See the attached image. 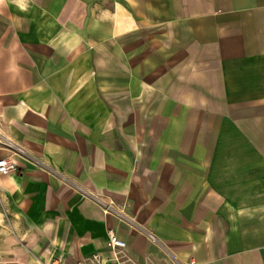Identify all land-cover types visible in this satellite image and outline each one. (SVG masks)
Masks as SVG:
<instances>
[{"label": "crops", "instance_id": "crops-1", "mask_svg": "<svg viewBox=\"0 0 264 264\" xmlns=\"http://www.w3.org/2000/svg\"><path fill=\"white\" fill-rule=\"evenodd\" d=\"M0 139V264H264V0H0Z\"/></svg>", "mask_w": 264, "mask_h": 264}, {"label": "built area", "instance_id": "built-area-1", "mask_svg": "<svg viewBox=\"0 0 264 264\" xmlns=\"http://www.w3.org/2000/svg\"><path fill=\"white\" fill-rule=\"evenodd\" d=\"M15 169H16V163L14 160L8 157H0V175H5L10 172H13ZM146 234L150 238L153 237L151 232L149 231H147ZM108 235H109V245L112 249V257L109 259V261H105L103 258H101L98 255H93L89 258L79 259L74 264H132L129 262V258L127 257L124 250L125 242L120 238H118L111 231H109Z\"/></svg>", "mask_w": 264, "mask_h": 264}, {"label": "rangeland", "instance_id": "rangeland-1", "mask_svg": "<svg viewBox=\"0 0 264 264\" xmlns=\"http://www.w3.org/2000/svg\"><path fill=\"white\" fill-rule=\"evenodd\" d=\"M3 145H4L3 142L0 141V146H3ZM0 231H1V229H0Z\"/></svg>", "mask_w": 264, "mask_h": 264}]
</instances>
